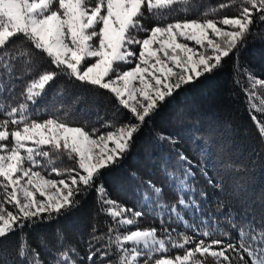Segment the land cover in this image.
<instances>
[{
    "label": "snow or ice",
    "instance_id": "6c2138e0",
    "mask_svg": "<svg viewBox=\"0 0 264 264\" xmlns=\"http://www.w3.org/2000/svg\"><path fill=\"white\" fill-rule=\"evenodd\" d=\"M199 7L198 0H0V264H79L84 257L74 246L52 253L41 238L40 248L50 255L46 262L22 230L71 214L78 197L92 189L101 211L116 227L107 230V244L102 246L106 251L97 247L89 252V264L97 260L100 264H208L209 258L213 264H264V197L259 200V216L253 208L240 213L229 210L228 223L235 236L211 227L202 217L199 225L189 223L182 213L195 215L204 209L192 198L195 173L183 154L179 159L187 161L189 169L180 177L166 172L169 191L177 197L173 203L151 181L147 189L138 191L141 210L122 206L109 198L103 185L97 186L103 170L125 157L136 134L167 97L221 68L230 55H238L253 35L257 19L264 22V0H239L238 15L219 20L189 18L187 14ZM146 19L153 21L152 27H145ZM38 53L59 71L43 68ZM246 75L250 89L264 88V80L251 72ZM60 76L113 94L136 122L105 121L99 127L85 122L75 107L81 102L79 96L47 106L49 89ZM17 81L22 82L18 93ZM55 91L62 101L64 90ZM255 96V91H248L250 114L264 111L253 103ZM252 119L264 140V122L255 115ZM159 138L173 142L170 137ZM65 161H74V166H64ZM203 175L209 184L220 187L206 171ZM145 212L161 218L160 231L167 236H158L155 227L132 230ZM173 217V223H182L203 238L194 241V236L183 232L174 238L171 233L176 229L163 227ZM12 233H19L20 239L9 251L2 242ZM57 239L64 242L62 235ZM93 239L99 243L105 235ZM171 249H182L184 254L168 256ZM110 256L115 259H107Z\"/></svg>",
    "mask_w": 264,
    "mask_h": 264
},
{
    "label": "trees",
    "instance_id": "16d2710c",
    "mask_svg": "<svg viewBox=\"0 0 264 264\" xmlns=\"http://www.w3.org/2000/svg\"><path fill=\"white\" fill-rule=\"evenodd\" d=\"M200 7L188 13L189 18L215 19L234 17L238 15L239 0H198ZM227 4L228 7L219 8ZM216 9L215 12L209 10ZM209 11L208 16L202 13ZM183 15V14H181ZM145 27H152L153 21L146 19ZM226 27V26H225ZM141 37L145 34L140 33ZM22 39V38H21ZM24 46H29L25 42ZM42 54H37L36 59L43 68L56 70L47 59L41 60ZM134 65H126L125 68ZM246 72H251L254 77L264 80V22L258 19L253 26V35L247 37L246 43L239 49L238 55H230L222 62V67L206 73L193 83L183 86L172 96L160 104L158 110L149 118L136 134L132 147L119 163L103 170L104 174L97 182L103 185L110 199L118 201L122 206L141 210L137 204L138 191L148 188L151 181L164 189V195L170 203L177 199L169 191V181L166 172H175L177 177L189 169L187 161H191V171L195 173L191 180L196 192L192 198L204 211L195 215L182 213L184 219L194 225H199V218L209 222L211 227L229 231L233 236L235 231L228 223L229 210L233 213L244 212L249 208L255 209L254 214L259 216L261 206L260 198L264 197V140L257 132L256 124L252 119L264 122V111H254L250 114L248 91H255L253 103L258 108L264 109V88L250 89ZM15 91L18 93L21 89ZM56 89H63L61 101L56 96ZM81 97V102L75 107L80 109L81 117L85 122L95 124L97 127L105 121L113 123H135L134 117L127 109L122 108L113 94L87 85H81L66 76H60L49 89V95L44 102L47 106L52 104L67 103L74 97ZM107 129L101 128V132ZM163 135L169 140H161ZM187 157L181 161L179 155ZM64 166H74V161H65ZM207 172L208 178L220 187L208 183L203 175ZM135 174V175H133ZM53 178L55 177L53 174ZM200 192L205 195L201 197ZM79 204L69 215L57 216L53 219H44L36 222L31 227L22 231L24 238L33 247L41 251V258L47 262L49 253L40 248L39 241L45 239L52 253L57 248L65 245L74 246L80 257H84L79 264H89L87 256L90 251L100 247L106 251L107 230L116 227L110 216L101 211L98 194L92 189L86 195L78 197ZM8 210H13L11 205H5ZM166 219V217H165ZM161 218L149 216L147 212L142 216L135 228H157L158 236H167L160 231ZM169 220L163 227L169 231L175 228L171 235L179 239L178 234L183 232L194 236V241L203 237L195 236L182 223H173ZM95 229V231H94ZM121 232L125 229H120ZM62 235L64 242L57 237ZM105 235V239L97 243L94 236ZM217 239H221L219 235ZM19 233H12L2 242V247L11 251L19 243ZM211 238H209L210 240ZM206 240V243L209 242ZM188 247H194L189 245ZM183 255L182 249H171L168 256ZM247 259V257H245ZM96 259V258H94ZM107 259L114 260V256ZM97 264H100L97 260ZM208 264H213L211 258Z\"/></svg>",
    "mask_w": 264,
    "mask_h": 264
},
{
    "label": "rangeland",
    "instance_id": "374dc122",
    "mask_svg": "<svg viewBox=\"0 0 264 264\" xmlns=\"http://www.w3.org/2000/svg\"><path fill=\"white\" fill-rule=\"evenodd\" d=\"M218 26H220V27H225V26H223V25H219V24H218ZM225 29L227 30V26L225 27ZM41 199H42V198H41Z\"/></svg>",
    "mask_w": 264,
    "mask_h": 264
}]
</instances>
